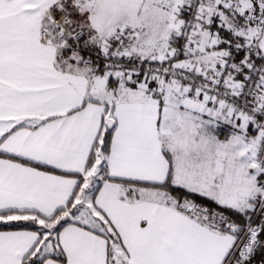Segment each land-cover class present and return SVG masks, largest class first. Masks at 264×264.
<instances>
[{"label": "snow or ice", "instance_id": "snow-or-ice-1", "mask_svg": "<svg viewBox=\"0 0 264 264\" xmlns=\"http://www.w3.org/2000/svg\"><path fill=\"white\" fill-rule=\"evenodd\" d=\"M0 264H264V0H0Z\"/></svg>", "mask_w": 264, "mask_h": 264}]
</instances>
